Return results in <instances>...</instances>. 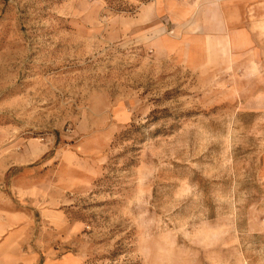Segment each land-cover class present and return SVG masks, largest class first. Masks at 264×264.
I'll use <instances>...</instances> for the list:
<instances>
[{
	"label": "rangeland",
	"instance_id": "obj_1",
	"mask_svg": "<svg viewBox=\"0 0 264 264\" xmlns=\"http://www.w3.org/2000/svg\"><path fill=\"white\" fill-rule=\"evenodd\" d=\"M150 1L0 0L6 186L54 261L264 264V104L162 52Z\"/></svg>",
	"mask_w": 264,
	"mask_h": 264
},
{
	"label": "crops",
	"instance_id": "obj_2",
	"mask_svg": "<svg viewBox=\"0 0 264 264\" xmlns=\"http://www.w3.org/2000/svg\"><path fill=\"white\" fill-rule=\"evenodd\" d=\"M141 15L164 12L155 43L185 66L235 74L238 97L264 104V0H151ZM236 77H238L236 79ZM4 140L0 139V146ZM0 150V264H78L71 253L55 261L33 241V183L6 186ZM23 203L25 205H23ZM42 260V261H41Z\"/></svg>",
	"mask_w": 264,
	"mask_h": 264
}]
</instances>
